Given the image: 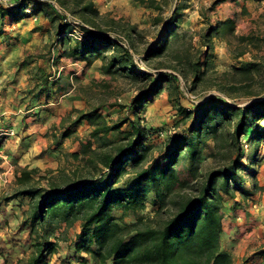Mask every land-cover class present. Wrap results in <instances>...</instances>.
Wrapping results in <instances>:
<instances>
[{"label":"trees","instance_id":"trees-1","mask_svg":"<svg viewBox=\"0 0 264 264\" xmlns=\"http://www.w3.org/2000/svg\"><path fill=\"white\" fill-rule=\"evenodd\" d=\"M137 1L158 10L163 8L157 0ZM221 1L224 0H214L213 5ZM58 2L85 20L79 19V36L71 34L74 26L51 0L0 2V15L12 24L30 12L42 11L56 26L57 39L62 40L60 56L82 62L85 67L102 59L106 74L121 73L149 82L134 97L136 108L164 89L180 93L174 73L161 71L153 78L149 71L138 67L131 48L118 35L97 29V24L87 17V13H99L93 0ZM58 19L62 21L56 25ZM173 20L176 19L172 15L169 23ZM5 23L0 28V38L5 33ZM234 27L232 17L218 21L202 33V43L210 47L213 32L225 34ZM174 33V29L167 31L169 37ZM169 37L160 48L149 50L148 55L164 49ZM240 39L254 42L253 35H241ZM197 65L196 61L192 63L193 84L202 79ZM238 68L249 77L260 65L246 61ZM50 75L49 72L40 80V95L47 88ZM56 85L57 90L66 88L53 81L52 87ZM52 96L46 94L45 99ZM177 114L180 118L176 124L186 126L165 139L156 155L155 140L164 133L142 123L140 116L108 120L98 106L78 109L71 126L63 128L60 140L72 136L82 121L90 124L87 137H77L79 147L71 152L82 168L73 170L72 175L62 173L57 179L38 166L16 165V188L0 198V208L4 202L28 200L27 213L20 223L28 233V246L21 248L14 259L10 258L11 250L0 246L1 264H54L52 258L60 254L62 238L58 230L76 221H80V230L68 243L70 251L59 256V264H233L232 254L221 246L224 209L237 193L244 199L253 194L245 187L247 181L252 182L254 189L259 188L255 166L264 159V154L260 156L264 126L255 122L264 119V97L238 105L211 95L195 109L177 104ZM126 124L128 130L123 128ZM125 131L128 136L110 137ZM246 131L250 152L242 139ZM206 156L216 158V164L204 167ZM1 163L0 158V170ZM127 173L131 176L123 180ZM43 178L47 179L46 184L40 182ZM147 209L149 212H145ZM128 214L134 219L125 220ZM253 255L257 257L255 264H264V248Z\"/></svg>","mask_w":264,"mask_h":264},{"label":"rangeland","instance_id":"rangeland-1","mask_svg":"<svg viewBox=\"0 0 264 264\" xmlns=\"http://www.w3.org/2000/svg\"><path fill=\"white\" fill-rule=\"evenodd\" d=\"M7 1L9 0H0V2ZM157 1L162 4V10L145 6L137 0H95V7L99 13H87V17L97 24L96 27L100 31L111 32L124 40L131 48L138 67L149 71L153 78L157 77L161 71L174 73L179 79L178 91L180 93L164 89L153 96L149 102L136 108L137 104L133 99L148 86L149 82L136 81L121 73L106 74L102 71V59H97L89 67H85L82 62L80 65L67 63L68 65L60 74L63 77L61 82L66 87L68 85L74 87L76 95L84 98L83 107H80V102H78L77 106L57 108V115L61 116L59 126L54 125L42 131L37 129V136H33L32 139L26 140L28 136L26 134L20 139L15 138L11 141L3 139L0 145L3 150V156H0L2 159L0 198L15 190L14 171L18 164L38 166L43 173L49 171V176L57 179L61 178L59 176L62 173L72 175L73 170L82 166V163L75 159L71 152L79 147L77 137H87L91 129L90 124L82 121L72 136L60 140L63 128L71 126L78 114V109L98 106L108 120H115L122 116L130 118L140 116L142 123L155 129H161L164 133L162 138L155 140L158 146L154 154L158 155V149L164 146V140L175 136L186 126L185 123L176 124L180 118L177 114V104L191 106L195 109L198 103L206 101L209 96L219 95L231 103L245 105L264 97V0H224L216 5H213L214 0ZM53 2L57 7L69 11L67 6L63 7L58 0H53ZM172 15L176 20L169 23ZM76 17L84 20L79 14H76ZM226 17L234 19L233 31L228 30L220 35L213 32L209 37L210 47L204 46L202 33L209 31L210 26H215L218 21ZM41 21L46 20L42 17ZM48 21H50L49 18ZM61 21L58 19L55 24ZM4 29L7 32L2 36V39L7 41L3 48L4 54L9 55L13 52L16 54L15 57L18 56L22 61L24 57H38L41 59L43 69L48 67L47 56L52 51V47L56 46L55 42H59L55 35L56 26L54 24L52 32L47 35L37 33L34 38H30L32 44L24 45L18 43L20 42L18 33L14 34L11 30ZM169 29L175 30L170 37L169 34L167 35ZM241 35H253L254 42L241 40ZM167 37L169 40L164 49L156 54L148 55L149 50L160 48ZM38 42H42V45ZM194 61L198 63L197 66L202 75V79L196 81L195 84L192 83L194 78L192 63ZM246 61L260 65L259 70H254L249 77H245L238 68ZM55 66L54 70L51 68L50 71L45 70V73L50 72L53 76L56 69L58 70L57 65ZM74 71H78L77 74L71 75ZM231 85H243L244 87L233 89ZM57 119L60 118L57 117ZM255 123L257 126H264V119H257ZM123 128L128 130V124ZM123 135L128 136L129 134L125 131L121 134H110V137L120 139ZM247 135L246 131L242 139L246 150L250 152V145L246 140ZM57 140H60L58 145ZM216 161V158L206 156L203 166H213ZM129 176L131 173H127L123 180ZM40 182L46 184L47 179L43 178ZM253 204H257V207H253ZM28 206L27 199L22 203L15 199L2 203L0 208V246L8 251L11 250V259L21 253V248L28 246L26 240L28 233L20 225ZM250 206L255 211L261 206L260 199L253 201ZM145 212H149V209ZM116 213L121 215L120 211ZM133 219L132 214L125 215V220ZM262 227L264 228V225ZM79 230L80 221H76L71 226L63 225L58 230L62 238L59 241L61 251L56 255V263H60V255H66L70 251L68 243L76 237ZM257 237L264 239V235ZM2 262L3 259L0 258V264Z\"/></svg>","mask_w":264,"mask_h":264},{"label":"crops","instance_id":"crops-1","mask_svg":"<svg viewBox=\"0 0 264 264\" xmlns=\"http://www.w3.org/2000/svg\"><path fill=\"white\" fill-rule=\"evenodd\" d=\"M28 11L30 12V10ZM42 14L41 11L35 10L12 24L7 23L8 19L0 15V28L5 21L4 28L11 30L14 34H19L20 42L18 43L29 44L37 33L47 35L54 30L53 24L48 21V17ZM42 17L46 20L45 22L41 21ZM6 42L2 37L0 38V145H2L3 139L6 141L15 138L20 139L25 134L28 135L26 140L32 139L33 136H37V129L42 131L54 125L59 126L61 116L57 115V108L65 109L67 106H77L78 102H80V107H83L84 102V98L76 95V90L74 91V87H70V85L60 90H57V85L52 87L53 81L63 85L61 82L63 77L60 74L68 64L80 65L79 61H72L70 58L60 56L62 40L55 42L56 46L52 47V51L46 60L48 67L45 69H43L40 63L41 59L38 57L28 56L24 57L22 61L18 56L15 57L16 54L13 52L9 55L4 54L3 48ZM38 43L42 45V42ZM55 65H57L58 70L56 69L53 76H49L50 81L46 85L47 88L40 95L38 92L41 87L40 80L46 75L47 70L50 71L51 68L54 70ZM77 72L74 71L71 75L77 74ZM49 93L53 96L45 99V95ZM57 117L60 119L58 120ZM24 126L27 128H23ZM4 134L7 135L5 138H3ZM263 147L264 142L260 156L264 154ZM255 167L258 170L259 188L254 189L252 182L247 181L245 187L253 190V194L244 199L237 193L235 200H228L226 202L227 207L224 209V230L221 246L232 254L233 264H255L257 257L253 258L254 252L264 248V239L257 237L264 235V228L262 227L264 225V159ZM257 199H260L261 206L254 211L250 204ZM55 258L56 255L52 258V262L58 264Z\"/></svg>","mask_w":264,"mask_h":264},{"label":"built area","instance_id":"built-area-1","mask_svg":"<svg viewBox=\"0 0 264 264\" xmlns=\"http://www.w3.org/2000/svg\"><path fill=\"white\" fill-rule=\"evenodd\" d=\"M10 1V0H9ZM53 2V0H51ZM8 2V1H7ZM1 3H6V2H1ZM54 3V2H53ZM54 6L56 8L57 11H59L60 13L63 14V16L65 17V20L68 21L69 23H71L74 26L73 32L71 33L73 36L77 37L79 36V19L73 15L72 13H70L69 11L62 9L60 7H57L54 3ZM123 43L126 45L125 41L123 40ZM0 156H3V150L0 148ZM253 207H257V204H253Z\"/></svg>","mask_w":264,"mask_h":264}]
</instances>
